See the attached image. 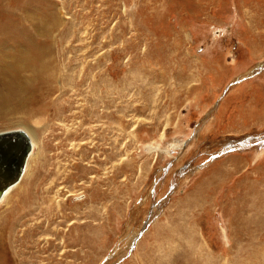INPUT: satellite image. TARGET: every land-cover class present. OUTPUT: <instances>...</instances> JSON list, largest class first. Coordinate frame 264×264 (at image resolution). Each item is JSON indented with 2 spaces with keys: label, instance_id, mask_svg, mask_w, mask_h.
Segmentation results:
<instances>
[{
  "label": "rangeland",
  "instance_id": "1",
  "mask_svg": "<svg viewBox=\"0 0 264 264\" xmlns=\"http://www.w3.org/2000/svg\"><path fill=\"white\" fill-rule=\"evenodd\" d=\"M5 15L60 78L26 46L28 84L0 79V131L33 141L0 201V264H264V0H0Z\"/></svg>",
  "mask_w": 264,
  "mask_h": 264
},
{
  "label": "bare ground",
  "instance_id": "2",
  "mask_svg": "<svg viewBox=\"0 0 264 264\" xmlns=\"http://www.w3.org/2000/svg\"><path fill=\"white\" fill-rule=\"evenodd\" d=\"M7 16L9 17V15H7ZM5 17H6V15H5ZM8 17H6V19H4L3 21H0V79H2V83H4L5 80H7V82H9L10 80L12 82H18V80H19L20 82H23L22 87L28 84L27 83L28 81L26 79L24 81L21 79V77H18L15 75V73L20 72L24 68L25 64H27L29 61V59L27 60V58L23 55L22 50H21V49L25 48L26 46L31 47L33 49L34 53L31 55V58H32L31 61H33L35 63L34 68L37 71L36 75H39L40 78H41V76L42 77L45 76V78H46V76H48V77H51L54 81H58L60 78V71H59L58 66H55L54 68L50 67V64L52 62L55 63L57 61L55 55L53 54L54 51H53V53H51L49 48H46V49H49L46 53L45 52L43 53V51H41L40 49L38 50L36 47V45H38V44L37 43L35 44V41L32 40L31 36H29L27 34V29L25 27L24 28L13 27L12 22L10 20H8ZM47 23H49V22H47ZM44 25H46V24H44ZM36 30H37V33H39V34H44V35L46 34L42 23L39 21L36 22ZM11 46H12V48H11ZM13 65L15 66V68H13ZM29 82H30V80H29ZM47 82H49V81L47 80ZM22 87H21V89H18L20 91L19 96L21 97V95H23L22 99L21 100L19 99L18 106L20 109L26 110L27 112L32 114L30 112V110L27 109V107L30 103L29 96H28L29 87H25L24 89ZM40 97H42V96H40ZM48 99H49V97H48ZM52 100H54V99L52 98ZM52 100L50 101V103L53 102ZM36 103H37V101H36ZM60 110L62 111V109H60ZM57 111L58 110H56V113H59ZM62 113H64V112H62ZM30 140H31V144L33 145V141L31 139V137H30ZM30 154H31V152L29 153V156H30ZM29 156L27 159H29ZM26 163H27V161H26ZM26 163H25V167H26ZM25 167H24V169H25ZM22 176H23V173H22L21 177ZM21 177L16 183H14L8 189H6L3 196L1 197L0 201L2 199H4L8 195V193H10L11 189L19 183V181L21 180ZM11 233H12V231H11Z\"/></svg>",
  "mask_w": 264,
  "mask_h": 264
},
{
  "label": "water",
  "instance_id": "3",
  "mask_svg": "<svg viewBox=\"0 0 264 264\" xmlns=\"http://www.w3.org/2000/svg\"><path fill=\"white\" fill-rule=\"evenodd\" d=\"M31 148V140L25 130L0 131V199L6 189L20 179Z\"/></svg>",
  "mask_w": 264,
  "mask_h": 264
}]
</instances>
